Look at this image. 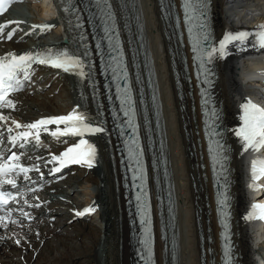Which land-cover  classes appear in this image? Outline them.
I'll use <instances>...</instances> for the list:
<instances>
[{
  "label": "bare ground",
  "instance_id": "6f19581e",
  "mask_svg": "<svg viewBox=\"0 0 264 264\" xmlns=\"http://www.w3.org/2000/svg\"><path fill=\"white\" fill-rule=\"evenodd\" d=\"M144 1L148 10H152L156 4V8L154 9L156 19L153 17L152 20V28L155 32L148 28L146 36L148 46L150 41L152 51L155 52L157 50L158 53L156 70L160 74V79L162 78L165 84H168L169 79L173 91L172 95L170 88L165 89L164 96L167 103V110L165 112V118L168 123L167 127L170 130L176 131L172 133V137L171 133L169 134V146L174 153L171 152V156L169 157L168 155V158L172 166L171 171L174 172V184L176 185V194L178 195L176 196L178 210L176 231L180 233L178 237V244L180 246L179 264L187 262L189 264H202V249L206 252L203 264H219V230L216 227L210 172L206 166V161L202 160V157L205 158V147L201 141V135H198L201 132V115L198 109V99L196 93L190 95L187 87L185 90L176 92L175 81L171 72L172 58L175 59L178 68V61L182 59L184 52L175 45L176 39L173 24L162 22L158 3L154 2V0ZM212 9L216 36L221 40L225 34L238 32L242 30V26L245 24L254 23L253 20L257 22L262 21L261 19L264 16V0H236L235 2L212 0ZM259 14L262 16H259ZM54 29V27H51L50 30L53 31ZM33 32L38 35L36 40H46V34L43 36L39 31ZM132 32L135 34L134 29ZM53 40L55 39L53 38ZM73 40L79 42L77 38H73ZM132 43L133 51L138 54L141 53V45L133 40ZM6 45L11 47V51L19 48L14 41ZM251 55H254V52L248 47L243 51L233 48L231 54L226 58L217 60L219 81L216 92L224 108V124L230 133L228 136L233 152L232 176L234 181V208L236 212L235 240L239 246L238 251L242 264H257L256 257H258L260 252H263L258 248L259 237L256 236L251 227V221L244 219V216L248 213V205L250 204L249 195L244 185V181L247 179V169L244 164L245 152L237 145L231 133L232 129L238 126L241 104L251 99L253 95L264 96V83H252L242 76L245 64ZM178 73L181 76L185 75L182 66H179ZM48 74V77L44 78L46 81L42 87L40 86L41 88H30L21 95L14 97L16 98L15 101L14 98L12 99L15 107L22 114H27L16 119L30 122L33 119L38 120L41 117L67 113L72 107L79 105L81 112L89 115L90 121L95 126H98L97 122L100 120L94 109L90 87L87 83L79 84L75 81L72 92L69 88L68 77L61 76V72L59 71L51 70ZM49 81L54 83V90L63 94L62 96L67 100L68 98L73 99V93L75 101L67 103L65 108H55L57 101L56 96L52 92H48L45 95V99L48 101H44V99L43 102L39 101V97L42 95L36 93L44 91L46 89L44 87ZM31 104H37L41 112L42 110L46 112H33V114L27 112L26 106H30ZM97 134L96 140L100 154L93 169L81 168L83 170H77L78 173L76 171L70 173L69 177H62L63 185L54 184L52 186V194L47 195L46 198H52L51 196L55 198L51 200V202H54V205H50L47 208L53 212L48 214L46 213L47 210L41 211L44 213L41 217L44 221L41 224L33 223L25 229L0 228V264H21V260H19L21 257H25L26 264H31L35 256H37V261L43 257H48L49 259L46 258L45 260L53 264H102L103 261L99 259L100 252H105V257L103 258L104 264L134 263L132 259L133 254L131 253L130 230L125 200L120 187L122 183L119 168L120 160L112 159L113 153L111 152V148H115V143H109L108 140H111V137L106 139L100 133ZM62 143L64 144V141ZM45 154L43 152L39 156ZM44 161V159H41L38 163H42L44 166ZM33 163H29V165ZM202 166H206V169H203ZM87 175L88 177L85 181L84 179ZM54 180L55 178L52 177H48V180L39 179L36 185H45L46 182ZM84 185H87L88 188L93 185L97 190L96 193L90 194L94 199L88 200L90 202L88 206L80 202L78 204L80 200L79 191L81 186ZM66 186L68 187L66 188ZM62 197L69 199L71 203L65 202ZM206 197H208V201H206ZM83 208L84 210L81 211ZM86 209H92V211L79 216L76 214L78 212L83 213ZM94 215H98L101 226L73 223V220L78 218L82 219V222H85L88 217ZM62 220L65 221V224L61 223ZM199 220L200 222L198 223ZM49 222H55V224H49ZM54 225L58 228L56 229ZM65 228L67 230L69 228L74 229L70 233L73 238L60 239V241L56 242L53 239L56 231ZM80 236L83 237V240L74 249L73 244L68 243V241L78 240ZM12 240L19 241L18 245L15 246L16 242L14 244ZM41 243L44 246H41ZM58 245L62 246V250ZM18 246L20 249L17 248ZM159 249L161 256L164 249L162 243ZM209 249L212 250L211 253H209ZM75 254L79 259H83L84 262L72 263V258ZM56 255H60L61 258L65 257L61 259L57 258ZM53 259L61 260L56 263Z\"/></svg>",
  "mask_w": 264,
  "mask_h": 264
},
{
  "label": "snow or ice",
  "instance_id": "6c2138e0",
  "mask_svg": "<svg viewBox=\"0 0 264 264\" xmlns=\"http://www.w3.org/2000/svg\"><path fill=\"white\" fill-rule=\"evenodd\" d=\"M14 2V0H0V14H3L8 8V5ZM97 4H106L107 0H96ZM185 18L190 25V34L195 30L196 41L194 51L197 53L196 59L201 64V72L207 77L211 74V69L204 67L206 64H211L216 59H224L233 48L243 51L251 45V47H258L264 50V25H259L256 33L252 34L247 31H239L235 33H227L219 41L218 46L211 44V30L208 22V10L209 0H184ZM109 13V18H110ZM19 23V22H10ZM8 24L0 25V38L4 29ZM35 27V26H34ZM47 26H41L43 30ZM108 28L105 29V32ZM13 32L7 34V39L11 40L14 35ZM253 41H255L253 43ZM34 64H40L62 70L65 73L77 75L81 78L87 75L85 72L84 61L76 53H72L67 49H61L53 51L43 50L37 52H27L23 54L9 53L6 56L0 57V109L9 108L14 109L15 104L10 98L12 94L21 91L26 81L31 78V69ZM211 83V81H207ZM123 104L130 106V97L127 96V92L124 93L122 98ZM264 103V102H262ZM205 104H208V99H205ZM127 114V112L125 113ZM212 116L218 120L220 113L213 110ZM8 118L0 115V121H6ZM240 125L235 128L234 135L239 139L242 145L243 152H260L264 149V106L259 103L253 102L251 99L246 100L240 106ZM17 129L23 128L24 131L18 132L15 136L9 137V142L15 147L19 144L20 147H25L27 143L35 140L37 144L40 143V134L42 131L49 132V125H56L55 131H50L49 134L56 139L60 137H79V142L74 146L69 147L60 156H53L52 161L58 163L59 167L52 169L53 174L60 172L62 168L71 164L86 165L91 168L94 166L96 160V148L88 140L84 139L86 135H92L96 133H102L105 129L102 126H95L88 118V116L78 110H73L72 113L66 116L50 117L38 120L33 123L21 125L17 121H12ZM61 125L63 128L61 129ZM11 131V129H9ZM213 136H220L221 133L212 131ZM135 143V142H133ZM210 151L214 153L216 164L221 169V175L224 178L225 186L227 185V149L221 140H216L214 146H210ZM131 155V150H130ZM21 157L15 153H12L8 157L0 156V212L4 215H0V224L5 221H11L12 210L9 207L10 203L15 202L17 197L10 191H7L5 186L12 188L17 187V178L21 175L25 180L30 179L28 173L33 170H39L26 167L20 163ZM264 178V158H256L251 163V183L249 188L253 191L260 190L258 181ZM138 201L141 200L140 196H137ZM220 215L222 227L224 229L223 239L224 247L222 250L223 264H234L233 246L230 239V225L229 220V195L222 192L219 199ZM92 209H86L85 212L76 213L84 215L90 213ZM24 217H28L29 213L23 212ZM142 216L144 222H148L147 206H142ZM246 221H252L259 219L264 221V204L255 203L251 205V208L246 216ZM19 243V241H17ZM146 254V264H151L152 254L151 247L148 240V229L145 228V240L143 241Z\"/></svg>",
  "mask_w": 264,
  "mask_h": 264
},
{
  "label": "rangeland",
  "instance_id": "374dc122",
  "mask_svg": "<svg viewBox=\"0 0 264 264\" xmlns=\"http://www.w3.org/2000/svg\"><path fill=\"white\" fill-rule=\"evenodd\" d=\"M36 17H37V14H36V12H34V11H28L26 14H25V16H24V20H25V22H27L28 24H35L37 21V19H36ZM52 31V30H51ZM50 31V32H51ZM49 31H48V33L46 34V35H48L49 33H50ZM53 37V36H52ZM46 39V38H45ZM42 85H44L43 83H41L40 84V86H42ZM45 86H47L46 87V89L44 90V91H41V92H38V93H36V94H38V95H42L41 97H39V101H42L43 102V99H44V101L46 100L45 99V95H46V93H48V92H52V94L55 92L54 91V89H55V85H54V83L53 84H51L50 82L48 83V84H46ZM69 88H70V86H69ZM71 90H72V88H70ZM45 93V94H44ZM44 94V95H43ZM73 94V93H72ZM55 95H56V105H55V108H65L66 107V103H67V99L64 97V96H62L63 94H61V93H55ZM73 96V95H72ZM74 99H75V96H74ZM67 100V101H66ZM46 101H48V100H46ZM31 106V108H28V110H29V112L30 113H32L33 114V112L34 113H38V112H41L40 110L41 109H39V106L36 104H34V105H30ZM33 109V110H32ZM42 112H46L45 110H42ZM19 114V113H18ZM17 116H21V115H17ZM87 177H88V175L87 176H85V181H86V179H87ZM83 180V181H84ZM89 186V185H88ZM68 186H66V188H67ZM97 192V190H96V188L95 187H93V185H91V187L90 188H88L87 187V185H84V186H81V188H80V191H79V197H80V200L78 201V204H80V203H82V201H84V200H86L87 202H89L88 200H93L94 198H92L91 196L92 195H90V194H94V193H96ZM90 195V197H89V195ZM88 198V199H87ZM91 198V199H90ZM62 199L63 200H65V202H68V203H71L70 202V200L69 199H65V198H63L62 197ZM80 202V203H79ZM83 204V203H82ZM86 206V205H85ZM69 207V206H68ZM84 210V208L81 210V211H83ZM49 214V213H48ZM93 218V220L91 221L90 219H92ZM80 220H82V219H75V220H73L74 222L73 223H76V224H80V223H83V224H87V225H91V226H95V225H98V226H101V221L99 220V217L97 218V216H90V217H88L86 220H85V222H82V221H80ZM56 222V221H55ZM55 222H49V224H55ZM61 223H63V224H65V221L64 220H62L61 221ZM55 226V228L57 229L58 227L56 226V225H54ZM73 230L74 229H72V228H69V230H67L66 228L65 229H62V230H58V231H56V237L54 236L53 237V239L57 242V241H60V239H63V240H65V239H67V238H73L72 236H71V234L70 233H72L73 232ZM36 233V232H35ZM57 233H59L58 235H57ZM37 234H38V231H37ZM36 234V235H37ZM70 234V235H69ZM102 238H103V236H102ZM52 239V238H51ZM83 240V237L82 236H80L79 237V239L78 240H72V241H68V243H71V244H73L72 246L74 247V249H76L75 248V246L76 247H78V244L81 242ZM12 242L15 244V242H16V240H12ZM44 243V242H43ZM18 245V243L16 242V244H15V246H17ZM61 245V244H60ZM60 245H58V247L61 249V247L62 246H60ZM41 246H44L42 243H41ZM18 249H20L19 248V246L17 247ZM58 250V249H57ZM62 250V249H61ZM80 251H83L82 249H79ZM79 250H77V251H79ZM84 253V252H83ZM263 253V252H262ZM55 254H57V252H55ZM104 254V255H103ZM102 255V256H101ZM57 256V258H61L60 257V255H56ZM101 256V257H100ZM100 256H99V259H101V261H103L102 262V264H104V257H105V252H100ZM36 257V258H35ZM34 258H33V261L31 262V264H53V263H51V262H49V261H47V260H45L46 258L47 259H49L48 257H43L42 259H40L39 261H37V256H35ZM65 256H63L62 258H64ZM261 257V256H260ZM262 257H264V254L262 255ZM61 258V259H62ZM61 259H58V260H56V259H53L54 260V262H59ZM103 259V260H102ZM19 260H21L20 262H21V264H26L27 262H26V260H25V257H21V259H19ZM23 262V263H22ZM49 262V263H48ZM81 262H84L83 261V259H79V257H77L76 256V254L73 256V258H72V263H81Z\"/></svg>",
  "mask_w": 264,
  "mask_h": 264
}]
</instances>
